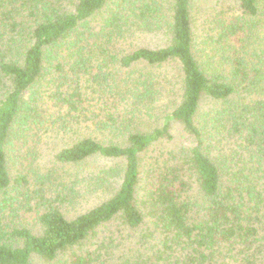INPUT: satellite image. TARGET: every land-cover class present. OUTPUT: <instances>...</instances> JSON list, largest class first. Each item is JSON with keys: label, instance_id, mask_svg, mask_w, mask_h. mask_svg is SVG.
<instances>
[{"label": "trees", "instance_id": "obj_1", "mask_svg": "<svg viewBox=\"0 0 264 264\" xmlns=\"http://www.w3.org/2000/svg\"><path fill=\"white\" fill-rule=\"evenodd\" d=\"M214 4L0 0V264H264V0Z\"/></svg>", "mask_w": 264, "mask_h": 264}, {"label": "rangeland", "instance_id": "obj_2", "mask_svg": "<svg viewBox=\"0 0 264 264\" xmlns=\"http://www.w3.org/2000/svg\"><path fill=\"white\" fill-rule=\"evenodd\" d=\"M217 2H220V0H196V5L198 7H200V8L212 7V6L215 5L214 3H217ZM86 165L87 166H83L82 167L81 171L77 170L78 175L80 177H82L83 175L87 174L86 171H92V172L94 171L95 173H99V169L102 168L101 166H103V164L101 162H99V161H95V162L94 161H90ZM90 199L93 200L94 198H90ZM91 200H89V202ZM91 203H95V202L91 201ZM82 205H85V203H83ZM87 205L89 206V204H86L84 206L85 209L88 208ZM30 226H31V222H30ZM110 233H111V235H110ZM107 235L113 236V238H116L117 236H119V234L117 232L116 225L115 226H111L110 229H108ZM120 235L123 236V241L124 242L126 241L128 248L131 247L132 245H135L138 242V240H139V234L138 233H133V232L130 233L129 231H127L126 229H123V228L120 231ZM37 264H38V262H37Z\"/></svg>", "mask_w": 264, "mask_h": 264}]
</instances>
